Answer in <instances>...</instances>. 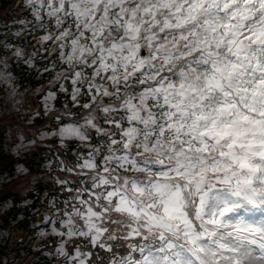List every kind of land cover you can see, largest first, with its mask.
I'll return each mask as SVG.
<instances>
[{"label": "snow or ice", "instance_id": "obj_1", "mask_svg": "<svg viewBox=\"0 0 264 264\" xmlns=\"http://www.w3.org/2000/svg\"><path fill=\"white\" fill-rule=\"evenodd\" d=\"M28 3L86 110L42 133L89 146L64 164L86 179L53 232L99 264H264V0Z\"/></svg>", "mask_w": 264, "mask_h": 264}, {"label": "rangeland", "instance_id": "obj_2", "mask_svg": "<svg viewBox=\"0 0 264 264\" xmlns=\"http://www.w3.org/2000/svg\"><path fill=\"white\" fill-rule=\"evenodd\" d=\"M35 21L37 20L35 19ZM44 22H45V27H49L51 29L55 28L54 21L50 22L49 20H44ZM45 27H43L42 29H44ZM8 47L10 48V46ZM0 83L5 90L4 94L0 97V119H9V121L13 120V123H16L10 128H7V130H5L6 141L3 145V150L5 149L4 153L7 157L5 158L3 162H0V172L3 171L2 173H0V192L3 193V192L14 190L15 181L18 180L19 175L23 174L25 171L20 166L19 161L23 160V157L24 158H28V157L34 158L35 154H37L41 149L42 150L47 149V151L50 154L57 156L58 162L61 163L59 167V171L56 174L58 181H65L66 182L65 184H67L68 182L69 184L76 185L77 187H82L81 181L86 178L82 176H78L76 174L79 171V169H76V171H73V172H69L64 168V164L66 163L68 166L74 167L72 163L73 159L75 161L77 160L75 156L72 157L70 155L69 147H72L77 143V145H80L83 149H85L87 148L86 144L81 143L76 140L67 141L64 144H62L60 141V138L57 135H50V134L42 135V133L37 135L36 140L30 138L28 135L29 133L28 128L26 129V127L30 124V120H27L28 118H24V114L21 112V109L25 106H23V103L20 101L18 97V95L21 93L20 91L21 89L18 86H16L13 83L12 79L8 77L6 74L0 73ZM70 85H71V80H69V87L71 90L72 85L71 86ZM65 87L67 88L66 85ZM30 91L31 90L25 91L26 97L21 100L23 101V100H27V98H32L31 100L32 104H36L34 102V98L30 94ZM54 92L56 93V91ZM69 94H70L69 100L71 101L70 103L71 110L65 109L66 113L67 115L68 113H75L76 115L74 116H70V115L68 116H70L72 119L78 120L80 116L85 113L86 110L81 109L79 112L80 108L73 107L72 100H71V91ZM56 98H57V94H56ZM54 101L55 100L48 101L49 110L47 112H52L53 110L52 107H54L55 105ZM44 103L45 101L43 98L42 99V109H41L42 113H46L44 109ZM43 133H47V132H43ZM48 133H51V132H48ZM83 156L86 157L87 155H83ZM11 163L15 164V172H14L15 175L11 178H8V176L4 173V169L2 167L6 168ZM61 188L63 187L61 186ZM60 191H62L64 195H67L70 200L72 199L71 202L77 203L78 207L80 206L78 202L73 200V197L75 196L74 190L65 188L64 190L60 189ZM85 198L87 197L85 196ZM66 210L71 211V208H66ZM76 222L78 224H82V221H80L78 218L76 219ZM58 230L65 231V232L67 231L66 228H62L61 226ZM45 235L47 234H42V237ZM51 235L57 237V240H58L57 248L61 244H63L66 252L71 251L70 256L75 255V251L77 248H79L81 252L83 253H91V255L87 257V260L89 262L92 258L93 251L99 248L98 246L93 247L89 239L85 237H80V236H76L72 238H68L66 236L62 237L58 234V232H53V230L51 231ZM56 250L57 249H55V251ZM69 264H72L71 260H69Z\"/></svg>", "mask_w": 264, "mask_h": 264}, {"label": "trees", "instance_id": "obj_3", "mask_svg": "<svg viewBox=\"0 0 264 264\" xmlns=\"http://www.w3.org/2000/svg\"><path fill=\"white\" fill-rule=\"evenodd\" d=\"M7 2L5 0H0V10L5 8V5ZM0 52H2V47L0 46ZM36 60V61H35ZM55 66H58L61 64L59 59H56ZM38 60L37 59H31L30 63H25V60H15L12 65L7 69L6 73L7 76L14 80H18V82L22 86L26 85H34L40 81H42V77H47L48 73L47 71H44L42 69L41 71L35 70V64ZM41 75V76H40ZM69 80L66 79L62 83L67 86L68 91L64 92L61 91L59 88V85L56 87L55 91L57 94V98L54 101V104L60 106V103L64 100H67L69 98L70 93V87H69ZM71 86V85H70ZM34 123H41L42 118L35 117L33 119ZM6 127H0V161L6 158V155L4 153L5 149L3 150V145L6 141ZM99 139V138H97ZM78 149V153L82 155L81 153H85L87 155L88 151H83L80 149V146L77 145V143L72 146L71 148ZM52 153V151H51ZM52 154L43 152L42 155L36 160H32V158H28L24 161H19L20 166L27 172L32 171H42V170H48L50 167V159ZM54 158H52L51 164L53 161H57V156L53 155ZM18 165V164H17ZM59 165V164H56ZM57 168L53 167V169ZM3 172V171H2ZM0 172V173H2ZM15 164H10L8 167L4 168V173L8 176V178H11L13 175H15ZM7 178V179H8ZM55 185L57 186V182H55ZM45 186H37L36 190L29 193L26 197H20L17 194L13 192H0V264H8L5 261V255L4 251L6 253L7 251V239L8 235L11 234L12 228L16 227H23L26 228L27 224L29 223V220L32 218L33 211L36 208V203L39 201L40 197L42 196L43 192L45 191ZM2 193V194H1ZM60 193V190L58 189L54 195H50V197H57L60 196L62 205L60 201L58 200L59 206L64 207V195H58ZM68 199V198H66ZM71 201V200H70ZM50 232L49 230L46 231L47 234ZM48 238L50 240H55L54 238L50 237L47 234ZM46 238V237H45ZM47 238V239H48ZM44 237H40V232H34L31 234L30 239L27 243H24L21 246H18V252L16 253V259L19 264H51V260L53 259H60L61 254H59L56 251L53 252V254H49L47 251V245L45 243ZM56 241V240H55ZM29 243V244H28ZM52 244H56L54 241ZM71 254V253H70ZM32 257V259L25 263L26 257ZM70 256V255H69ZM59 264H69V259L60 260Z\"/></svg>", "mask_w": 264, "mask_h": 264}]
</instances>
